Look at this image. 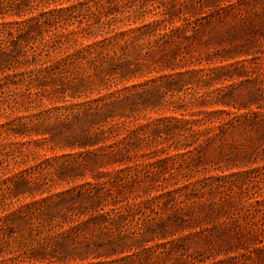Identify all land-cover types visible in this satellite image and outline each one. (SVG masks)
Here are the masks:
<instances>
[{
    "label": "rangeland",
    "instance_id": "rangeland-1",
    "mask_svg": "<svg viewBox=\"0 0 264 264\" xmlns=\"http://www.w3.org/2000/svg\"><path fill=\"white\" fill-rule=\"evenodd\" d=\"M0 264H264V0H0Z\"/></svg>",
    "mask_w": 264,
    "mask_h": 264
}]
</instances>
